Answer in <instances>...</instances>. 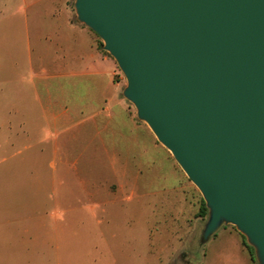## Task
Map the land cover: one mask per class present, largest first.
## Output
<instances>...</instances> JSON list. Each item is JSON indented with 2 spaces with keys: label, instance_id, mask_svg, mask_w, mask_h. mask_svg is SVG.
I'll return each mask as SVG.
<instances>
[{
  "label": "rangeland",
  "instance_id": "rangeland-1",
  "mask_svg": "<svg viewBox=\"0 0 264 264\" xmlns=\"http://www.w3.org/2000/svg\"><path fill=\"white\" fill-rule=\"evenodd\" d=\"M74 1L70 9L77 21ZM27 21L21 12L0 9V264H258L254 249L225 247V241L246 240L231 224L203 240L208 215L201 213L202 194L169 150L155 149L139 135L132 158L146 157L142 175L135 186L129 177H115L110 165L119 147L113 139L123 143L122 135H134L130 127L120 126L122 133L115 136L107 132L106 147L98 136L86 141L95 131L83 129L75 142L60 147L64 158L51 144L38 145L47 120L36 95L52 87L30 81L42 67L35 53L29 61ZM93 39L115 61L94 31ZM115 64L114 82L122 92L127 82ZM6 93L20 108L17 114L24 112L35 127L30 138L13 144L5 122ZM90 152L101 154L103 162L89 158Z\"/></svg>",
  "mask_w": 264,
  "mask_h": 264
},
{
  "label": "water",
  "instance_id": "water-1",
  "mask_svg": "<svg viewBox=\"0 0 264 264\" xmlns=\"http://www.w3.org/2000/svg\"><path fill=\"white\" fill-rule=\"evenodd\" d=\"M123 96L200 190L208 240L233 225L264 264V0H75Z\"/></svg>",
  "mask_w": 264,
  "mask_h": 264
},
{
  "label": "crops",
  "instance_id": "crops-1",
  "mask_svg": "<svg viewBox=\"0 0 264 264\" xmlns=\"http://www.w3.org/2000/svg\"><path fill=\"white\" fill-rule=\"evenodd\" d=\"M0 1V9H5L11 15L21 12L28 19L29 25L25 31L29 61L32 63V53H35L42 67L41 72L31 75L30 81L46 82L45 86L52 87V90H46V94L38 89L36 95L47 120V128L41 126L40 131L44 130L45 134L39 138L38 145L51 144L55 155L64 158L59 152L60 147L67 145V142L69 145L71 140L75 142L77 133L83 129L95 131L93 138L86 137V141H93L98 136L97 142L101 147H106L107 139L104 137L107 132L115 136L122 133L120 126L130 127L134 135H122L123 143L113 139V144L119 148L115 150V163L112 162L110 166L115 171V177H129L132 186H135V181L142 175L141 166L146 158L140 155L132 158L139 146V135L147 138L153 148L162 152L167 149L157 140L149 126L140 125V120L130 112L123 90H118L114 82L115 61L97 48L89 27L73 20L70 9L73 0ZM30 19L34 21L31 23ZM26 77L22 76L21 80ZM80 83L86 85L82 88L78 85ZM9 101L6 93L5 103L9 105ZM17 110L21 113L20 108L11 105L10 101V110L5 119L10 132L9 143L30 138V134L35 131L31 121L23 116L24 112L20 115ZM28 147L31 146H25L26 150ZM88 157H96L103 162L101 154L97 152H90ZM243 244V240L237 238L233 242L225 241V247L234 249L231 252L244 251Z\"/></svg>",
  "mask_w": 264,
  "mask_h": 264
},
{
  "label": "trees",
  "instance_id": "trees-1",
  "mask_svg": "<svg viewBox=\"0 0 264 264\" xmlns=\"http://www.w3.org/2000/svg\"><path fill=\"white\" fill-rule=\"evenodd\" d=\"M201 213L204 217L208 215V208L206 206L205 201H203V206L201 207ZM243 242H244V245L247 246L253 252L254 248L251 245H249L246 240H244Z\"/></svg>",
  "mask_w": 264,
  "mask_h": 264
}]
</instances>
